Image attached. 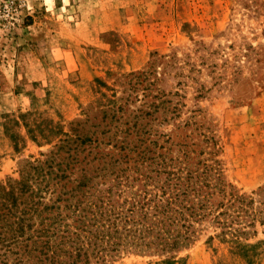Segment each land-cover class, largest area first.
I'll list each match as a JSON object with an SVG mask.
<instances>
[{"label":"rangeland","instance_id":"374dc122","mask_svg":"<svg viewBox=\"0 0 264 264\" xmlns=\"http://www.w3.org/2000/svg\"><path fill=\"white\" fill-rule=\"evenodd\" d=\"M114 98L125 127L135 109L152 108L144 102L177 106L144 118L154 128L145 130L191 146L216 136L226 179L262 202L264 0H0V181L19 177L72 121L109 128ZM151 136L132 132L125 143L151 146ZM112 146L97 150L119 152ZM221 230L206 228L179 251L106 264H264L263 222L239 244Z\"/></svg>","mask_w":264,"mask_h":264},{"label":"trees","instance_id":"16d2710c","mask_svg":"<svg viewBox=\"0 0 264 264\" xmlns=\"http://www.w3.org/2000/svg\"><path fill=\"white\" fill-rule=\"evenodd\" d=\"M145 104L152 108L135 109L125 127L123 104L110 99L109 128L72 121L54 146L24 160L19 177L0 181V264H106L179 251L213 225L239 244L264 223V187L257 205L226 179L216 136L206 135L212 146H191L145 130L154 128L144 118L160 109L179 112L166 100ZM132 132L152 133L151 146L130 147ZM104 142L119 152H99Z\"/></svg>","mask_w":264,"mask_h":264}]
</instances>
